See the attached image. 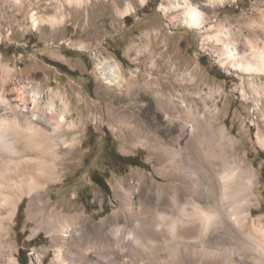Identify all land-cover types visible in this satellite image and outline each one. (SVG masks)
Wrapping results in <instances>:
<instances>
[{"label":"rangeland","instance_id":"374dc122","mask_svg":"<svg viewBox=\"0 0 264 264\" xmlns=\"http://www.w3.org/2000/svg\"><path fill=\"white\" fill-rule=\"evenodd\" d=\"M173 1L84 0L79 8L69 0H39L41 7L37 8L36 0H0V88L6 89L5 95L14 86L21 88L28 105L36 91L39 107L46 113L55 117L65 114L61 132L68 147L61 149L60 159L54 164L58 180L49 182L42 194L43 199H51L47 214L84 213L83 223L88 226L119 208L116 185L130 174H142L149 185L152 180L171 185L155 172L148 149L131 141L125 130L112 121L122 115V109L116 114L114 107L117 110L129 102L126 89L106 85L96 68L100 62L115 60L126 79L130 72L138 70L142 74L151 68L161 82L174 70L190 77L189 96L200 99V105L207 103L204 110L208 108L210 116L217 117L214 129L225 126L228 135L239 142L237 153L246 152V162L253 165L256 173L253 216L264 219V149L257 141L264 134V75L254 77V83L262 91L257 106L243 91L246 76L232 69L223 57V42L214 39L218 35L224 41L231 40L238 49H248V42L252 41L263 46L264 0H235L224 5L211 0L213 4L205 8L201 30L186 25L180 10H170ZM58 3L64 6L59 8ZM127 3L131 10L123 13ZM57 8L64 18L59 16L54 21ZM32 15L42 21L36 27ZM137 49L144 53L139 60L135 56ZM157 68L161 70L159 74ZM176 79L173 75V85L179 82ZM144 82L140 76V84ZM21 118L19 128L23 129L8 128L4 137L1 134L6 145L0 139V146L13 150L17 156L26 147V153L34 157L38 152L34 144L47 147V132L51 129L38 121L41 132L31 137L30 143L24 142L19 133H25L27 128ZM209 129L205 126L206 132ZM31 133L34 135L33 130ZM7 149H3L6 154ZM4 153L1 159H8ZM116 155L129 160L116 162L112 159ZM45 156L53 163L52 158ZM129 162L137 166L128 165ZM209 163L203 162V168ZM212 164L222 169L220 160ZM93 176L105 180L108 193L92 181ZM212 178L216 179L213 174ZM189 180L202 190L199 185L202 178L197 171L190 174ZM28 205L29 199L23 197L8 225V246L14 252L15 264H31L38 253L42 264H56L52 240L44 230L35 233L38 223L30 220ZM2 214L5 216L7 212L3 209ZM77 221L81 223L82 219Z\"/></svg>","mask_w":264,"mask_h":264},{"label":"bare ground","instance_id":"6f19581e","mask_svg":"<svg viewBox=\"0 0 264 264\" xmlns=\"http://www.w3.org/2000/svg\"><path fill=\"white\" fill-rule=\"evenodd\" d=\"M69 1L79 8L84 4V0ZM232 1L235 0H215L219 5ZM211 4V0H174L170 10H180L186 25L201 30L205 8ZM34 6L41 7L39 0ZM60 6L64 5L58 3L57 7ZM56 10L52 20L64 18ZM130 10L127 3L123 13ZM31 21L35 27L42 22L34 15ZM214 39L223 42V57L232 69L246 76L243 91L259 106L262 91L254 83V77L264 75V45L259 47L252 41L248 42V49H238L231 40L224 41L218 35ZM143 54L140 49L135 51L138 60ZM155 71L161 72L158 68ZM174 72L169 71L163 82L153 75V68L142 74L138 70L130 72L126 79L119 62L98 64V76L110 87H125L129 100L122 108L115 110L114 107L116 114L122 109V115L112 121L125 130L131 141L148 149L155 172L171 185L153 180L149 185L142 174H130L116 185L119 208L88 226L83 223L84 213L47 214L51 199H43L42 195L49 182L58 180L54 164L60 159L61 149L68 147L61 132L65 114L55 117L53 113H46L39 107L36 91L28 105L21 88L14 86L6 95V89L0 88V137L1 134L4 137L8 128L23 129L19 128L21 117L27 125L25 133H19L24 142L30 143L31 137L41 132L38 121L51 129L47 132V147L34 142L38 150L36 155L32 153L34 157L26 153V147L17 156L13 150L0 146V264L16 263L14 252L8 246V225L23 197L29 199L30 220L38 223L35 233L44 230L52 240L56 264H264V219L253 216L256 210L253 208L254 167L246 162V152L237 153L239 142L228 135L225 126L214 129L217 117L210 116L208 108L204 110L207 103L200 105V99L189 96L190 77ZM173 75L179 81L175 85L171 81ZM140 76L144 83L140 84ZM51 107H55L53 102ZM3 137L1 144L5 146ZM257 141L264 149V134ZM3 153L9 158L1 159ZM215 160L222 162V169L212 164ZM206 161L210 163L204 169L202 165ZM196 171L202 178L201 191L189 180L190 174ZM3 209L7 212L5 216ZM39 254L32 257L31 264H42Z\"/></svg>","mask_w":264,"mask_h":264},{"label":"trees","instance_id":"16d2710c","mask_svg":"<svg viewBox=\"0 0 264 264\" xmlns=\"http://www.w3.org/2000/svg\"><path fill=\"white\" fill-rule=\"evenodd\" d=\"M54 66H56V67H57L58 69H60V70H63V68L60 67V65H54ZM112 159L115 160L116 162H120V163L125 162V160H127V161L129 160V158L127 159V158L122 157V156H120V155H116L115 158L112 157ZM128 165H131V166H137V164H134V163H131V162H129ZM99 178H100V177H99ZM92 181H93L97 186H99L100 188H102L106 193H108L109 188H108V186H107V184L105 183V180H104L103 178L98 179L96 176H93V177H92Z\"/></svg>","mask_w":264,"mask_h":264}]
</instances>
